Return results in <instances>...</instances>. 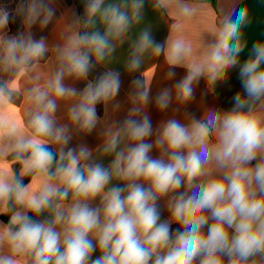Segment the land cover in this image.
Instances as JSON below:
<instances>
[{
    "label": "clouds",
    "instance_id": "9594fccd",
    "mask_svg": "<svg viewBox=\"0 0 264 264\" xmlns=\"http://www.w3.org/2000/svg\"><path fill=\"white\" fill-rule=\"evenodd\" d=\"M150 3L171 21L163 43L141 27L145 0H84L82 15L59 18L57 0L0 5V216L8 217L0 264H264V41L240 62L250 16L239 0L219 7L194 40L174 33L206 7L215 11L211 0ZM17 18L23 30L9 35ZM57 23L55 42L34 38L33 26ZM126 42L130 75L160 56L169 81L186 69L154 97L161 113L173 104L179 113L201 79L214 91L237 67L243 91L230 110L207 108L199 118L185 111L183 122L174 115L154 128L152 65L132 79L126 117L110 120L109 109L122 108V81L108 65ZM9 105H22L17 120L4 114ZM97 130L95 150L69 147Z\"/></svg>",
    "mask_w": 264,
    "mask_h": 264
},
{
    "label": "crops",
    "instance_id": "0c3cea01",
    "mask_svg": "<svg viewBox=\"0 0 264 264\" xmlns=\"http://www.w3.org/2000/svg\"><path fill=\"white\" fill-rule=\"evenodd\" d=\"M21 0H0V5H6L9 10H14L18 3ZM230 0H215L211 1L212 5L215 7H206L201 13H199L195 20L191 22H186L181 31L174 33L177 36H184L186 39H195L197 33L200 30L210 28L214 21L215 13L219 11V7L226 6ZM237 7H247L249 9L250 22L242 29L243 38L247 41V47L240 54V62L243 63L247 58L251 50V46L257 40L264 41V0H239ZM84 8V0H57V18H59L65 12H76L77 14L82 15ZM144 19L142 21L143 26H148L151 28L153 37L157 42L163 43L168 34H169V25L171 21L167 16H161L159 13L153 11L150 0H145V6L143 9ZM61 25L57 23L50 24L47 28L40 30L38 25L33 26L32 33L34 38L39 39L41 36L48 38L49 42H55L56 32H59ZM23 30L21 26V31ZM138 32V29L134 30V35ZM8 34L13 35L8 27ZM207 39V34H205ZM129 52V44L126 42L120 48L117 49L115 59L113 62L108 65L109 68L119 71L121 74V89L119 95L117 96V101L120 102L122 108L120 111L112 113L109 109V118L110 120L122 121L127 114V109L130 106L127 102V94L130 91L131 81L135 77H139L141 72L145 71L146 68L156 65V69L149 68L147 75L155 70V74L151 84V96L153 97V103H150L147 112L151 117L153 127L155 128L161 121L171 118L175 115L177 119H180L182 122L184 120L185 111L194 113L197 118H199L203 111L207 108H215L220 111L230 110L233 105V97L236 92H242V83L239 78V68H234L227 73L226 82L218 83L214 87V91H209L207 83L204 79H201L199 85L196 88L195 99L189 104L181 108L179 113L174 112L176 107L175 104L170 106L168 110L161 113L159 112L154 105V97L164 87H171L176 81L180 80L186 73L185 68H176V76L173 80L169 81L165 79V74L167 72V65L165 63L164 57L160 56L158 58L149 60L144 66H142L140 72L130 75L125 71L123 60L127 57ZM105 71L103 66L98 67L90 75V79L101 74ZM78 89H83L85 82H78L75 85ZM22 110V105H9L5 109V115L10 119L17 120L20 116ZM98 112V111H97ZM98 115L103 119L104 118V107L103 112ZM85 143L90 149L95 150L101 143L102 140L98 135V130L94 131L92 134L85 137H76L70 143L69 147H76L79 143ZM151 155L155 158L158 156L157 151H153ZM111 157H105L101 160L105 166L110 162ZM255 161H253V164ZM16 169H19V165L15 166ZM113 183H119L114 181ZM99 203V198L93 201V206H96ZM160 211H161V220L168 219L169 212L166 209L165 201L161 200L158 202ZM43 217H41L42 219ZM0 221H2L0 219ZM4 222V221H3ZM173 225V224H172ZM99 253H94L93 258H95Z\"/></svg>",
    "mask_w": 264,
    "mask_h": 264
},
{
    "label": "trees",
    "instance_id": "16d2710c",
    "mask_svg": "<svg viewBox=\"0 0 264 264\" xmlns=\"http://www.w3.org/2000/svg\"><path fill=\"white\" fill-rule=\"evenodd\" d=\"M211 1L214 2L215 0H211ZM9 25H10V29H11V32L13 33V35L16 34L18 31H21L22 24H21L20 18H17L14 22L10 21ZM95 77H93V79H95ZM97 111L99 114H101L103 112V105H98ZM28 182H29L28 178H25L24 183L27 184ZM0 219L6 223L8 220V217L7 216H0ZM178 227H179V225L173 224L171 226V230L175 231Z\"/></svg>",
    "mask_w": 264,
    "mask_h": 264
}]
</instances>
